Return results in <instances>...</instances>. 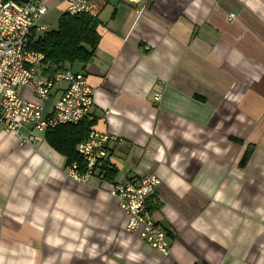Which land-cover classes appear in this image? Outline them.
I'll use <instances>...</instances> for the list:
<instances>
[{"label":"crops","instance_id":"1","mask_svg":"<svg viewBox=\"0 0 264 264\" xmlns=\"http://www.w3.org/2000/svg\"><path fill=\"white\" fill-rule=\"evenodd\" d=\"M98 19L94 58L72 69L95 91L92 130L118 138V174L72 180L45 136L0 128V264H264V0H111ZM142 175L161 180L149 206L168 255L110 195Z\"/></svg>","mask_w":264,"mask_h":264},{"label":"built area","instance_id":"2","mask_svg":"<svg viewBox=\"0 0 264 264\" xmlns=\"http://www.w3.org/2000/svg\"><path fill=\"white\" fill-rule=\"evenodd\" d=\"M109 1L52 0L51 4L48 0H0V128L16 136L20 146L39 147L46 133L88 119L95 105V91L84 73L65 67L51 76L45 74V54L31 49L35 40L51 30L43 20L56 9L70 16L87 14L96 18ZM59 86H63L60 97L47 109L46 102ZM23 90L34 101L27 99ZM154 99L160 101L161 93H156ZM117 145V137L91 130L87 140L77 146V160L68 167V177L87 183ZM160 184L155 175L133 176L113 183L110 195L128 217L126 230L168 255L171 243L167 230L149 206Z\"/></svg>","mask_w":264,"mask_h":264},{"label":"trees","instance_id":"3","mask_svg":"<svg viewBox=\"0 0 264 264\" xmlns=\"http://www.w3.org/2000/svg\"><path fill=\"white\" fill-rule=\"evenodd\" d=\"M111 1V0H110ZM98 17L87 14L70 16L62 14L58 21V29L44 33L32 43L31 49L45 54V74L53 75L58 69L72 67L75 63L88 64L94 58L101 42L98 32L100 25ZM94 121L87 119L77 125H62L45 134V141L66 159L69 167L77 160V146L87 140ZM238 144L243 141L232 139ZM255 146L247 145L239 162L240 168H245L251 159ZM100 175L103 180L112 181L118 171L105 164Z\"/></svg>","mask_w":264,"mask_h":264},{"label":"rangeland","instance_id":"4","mask_svg":"<svg viewBox=\"0 0 264 264\" xmlns=\"http://www.w3.org/2000/svg\"><path fill=\"white\" fill-rule=\"evenodd\" d=\"M61 15H62V9H56L53 12H51L49 15H47L45 17V19L43 20V22H45L46 24H49L51 26L52 30H57L58 29V21H59V18L61 17ZM24 134H26V132H24ZM37 135H39V134H37ZM40 136L43 137V135H40ZM66 176L68 177L67 172H66Z\"/></svg>","mask_w":264,"mask_h":264}]
</instances>
